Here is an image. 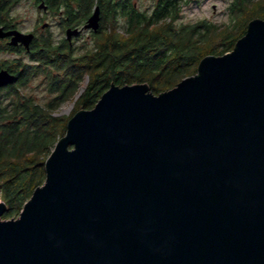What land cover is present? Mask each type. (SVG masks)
<instances>
[{"label":"water","instance_id":"obj_1","mask_svg":"<svg viewBox=\"0 0 264 264\" xmlns=\"http://www.w3.org/2000/svg\"><path fill=\"white\" fill-rule=\"evenodd\" d=\"M100 19L95 5L68 39ZM15 81L0 70V89ZM45 167L18 218L0 203V264H264V19L158 95L112 84Z\"/></svg>","mask_w":264,"mask_h":264},{"label":"trees","instance_id":"obj_2","mask_svg":"<svg viewBox=\"0 0 264 264\" xmlns=\"http://www.w3.org/2000/svg\"><path fill=\"white\" fill-rule=\"evenodd\" d=\"M20 1L2 0V24L11 23L10 12ZM47 2L77 22L85 21L99 5L102 22L83 51L46 40L41 42L43 49L37 47L29 59L34 64L13 60L18 77L0 93V190L7 204L3 218L20 215L35 189L44 184L46 159L66 134L70 118L82 109H92L112 84L147 83L158 95L195 75L205 56L231 52L249 22L264 19V0H232V21L224 29L207 21L177 24L187 0H157L150 11L132 0ZM8 63L2 61V67ZM41 73L49 78L50 89L57 91L46 105L19 93V86ZM85 80L72 113L55 116L57 107L76 97ZM45 138L48 142L43 143Z\"/></svg>","mask_w":264,"mask_h":264},{"label":"rangeland","instance_id":"obj_3","mask_svg":"<svg viewBox=\"0 0 264 264\" xmlns=\"http://www.w3.org/2000/svg\"><path fill=\"white\" fill-rule=\"evenodd\" d=\"M136 2L140 9L142 10H151L157 0H133ZM232 0H187V2L183 3L180 11V18L177 21V24H194L200 21H207L208 23L215 24L219 29H224L226 26L231 24L232 18L231 13L229 11V6ZM42 14V15H41ZM46 15L42 10H39L34 0H22L20 3L16 4L12 11L10 12V17L15 19L18 22V26L22 31L27 32L28 30H32L41 16ZM47 22L55 23L53 27H51L50 32L51 36L54 37V43L57 44L60 41V37L64 36L58 29L56 25L58 19L55 16H51L50 14L46 15ZM41 19V18H40ZM43 19V18H42ZM42 20L41 24L44 22ZM123 21V20H122ZM46 32V33H47ZM91 35L85 34L81 39H78L75 43V49H78V52L81 51L84 46L88 44L91 40ZM92 42V41H90ZM83 51V50H82ZM22 58V61L26 64H34L32 61H29L28 57L25 55H13L11 53H2V61L6 59L12 60L14 58ZM87 80L82 82L80 90L78 91L76 97L68 99L64 101L57 107L54 112L55 116L68 117L75 108L76 99L83 91L86 86ZM20 94H28L35 102L46 105L48 104L56 95V90H51L49 86V78L45 76V73H41L31 78L26 85L19 86ZM4 89H2L3 91ZM2 93V92H1ZM5 93V92H3ZM59 141V140H58ZM57 141V142H58ZM48 142L43 140V143ZM56 146V144H55ZM53 147V150L55 148ZM5 203V198L3 192L0 190V203ZM7 205V204H6ZM19 215H15L11 218H3L2 220L16 219Z\"/></svg>","mask_w":264,"mask_h":264},{"label":"flooded vegetation","instance_id":"obj_4","mask_svg":"<svg viewBox=\"0 0 264 264\" xmlns=\"http://www.w3.org/2000/svg\"><path fill=\"white\" fill-rule=\"evenodd\" d=\"M42 0H34L35 4L38 7V4L41 3ZM45 4L47 5V9L46 10H42L46 15L50 14L51 16H55L58 21L56 23V25L58 26L59 31L61 32V34L64 36H61L59 39L60 41L57 44H68V45H72L74 46L76 41L78 39H81L83 37V35L85 34H89L92 35V33L94 32L92 29H84L82 30L77 36L73 35L71 37V40L68 39V35H67V30L68 29H82L83 26L86 24L87 19L83 21V22H77L75 20H73V17L68 15L67 12L63 9H60L59 12H57V10L55 8H53V6H50V3L47 2V0H44ZM133 1V0H132ZM40 10V9H39ZM42 15V14H41ZM46 15L41 16L39 19H37V22L35 26L32 30H28L27 32L24 33H32L34 35V38L32 40V42L29 45V49H27L24 45L19 44L17 46H12L9 44L11 37H6L4 39H0V70L2 69H7L8 71H10L11 73H14L16 75V77H18L17 72L16 71V63L13 64V60H17L19 59L18 57L12 59V60H8L6 59L9 63L5 64V66L2 67V53H11L15 56H19V55H25L28 57V59L32 58L33 53H35L37 47L39 49H43L42 45L46 40H51L54 42V37L51 36L50 31L51 27L54 26L55 23H50L46 20ZM102 17H103V10L102 7L100 6V26H101V22H102ZM11 18V17H10ZM43 18V19H42ZM11 23L9 25H5L2 24V0H0V27H3L5 30H12V29H18L20 31L21 28L18 26V22L15 19L11 18ZM42 20L44 21L41 26L40 23L42 22ZM47 32V33H46ZM53 44V43H52ZM3 45V47H2ZM3 48V49H2ZM5 60V61H6ZM15 66V67H13ZM9 85L3 87L0 89V93L2 92V89H6L8 88Z\"/></svg>","mask_w":264,"mask_h":264}]
</instances>
